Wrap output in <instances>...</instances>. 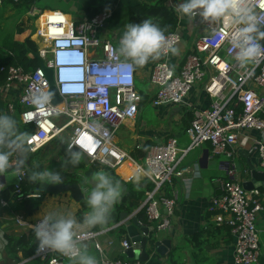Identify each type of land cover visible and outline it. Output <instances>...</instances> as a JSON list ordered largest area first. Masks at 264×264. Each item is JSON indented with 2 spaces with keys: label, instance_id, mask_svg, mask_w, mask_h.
I'll list each match as a JSON object with an SVG mask.
<instances>
[{
  "label": "built area",
  "instance_id": "1",
  "mask_svg": "<svg viewBox=\"0 0 264 264\" xmlns=\"http://www.w3.org/2000/svg\"><path fill=\"white\" fill-rule=\"evenodd\" d=\"M9 1L18 3V0H0V7ZM248 3L264 29V0H248ZM27 16L40 19L35 30L29 32L30 40L36 42L39 57L51 71V80L46 78L42 68L24 72L12 66L2 67L0 73L6 78L0 86V94L4 96L16 86L21 88L20 120L33 129L24 141L31 155L57 139H65L66 151L80 152L91 165L117 172L126 164L127 172H133L132 179L134 174L140 175L152 185L135 215L143 212L146 223L167 234L172 229L179 198L173 184L190 173V169L182 165L190 152L209 145L212 156L233 160L239 140L246 135L264 172V60L240 68L220 23L203 21L197 14L192 23L200 33L190 53L175 64L170 62L172 53L163 54L149 75L153 108L172 105L190 109L192 118L185 131L189 146L181 150L177 139L172 137L164 144H155L145 158L137 160L117 147L113 140L121 127L137 119L141 103L136 69L128 74L120 67L123 59L106 36L105 27L113 13H101L91 21H73L62 13L33 7ZM165 36L176 48L181 42L177 32ZM51 87L59 104L54 109L35 108L32 96L40 91L49 92ZM196 88L208 100L207 105L187 103ZM69 145L73 146L70 151ZM11 160L12 167L17 165L16 157ZM27 170L24 167L16 172L13 196L17 202L41 198L38 194L22 193L21 183L26 179ZM229 176V180L220 183V195L214 199L211 210L215 212L217 225L227 218L232 229L236 239L234 264H259L263 252L257 219L264 212V196L258 190L245 191L234 179V172ZM167 187L171 188L169 196ZM1 204L8 205L5 201ZM40 220L30 223L16 218L15 222L21 228L33 230V225ZM76 234L82 244L95 240L98 235L91 229L76 231ZM94 247L99 254L98 264H143L109 260L100 243L95 242ZM121 249H128L125 241ZM35 257L40 264L69 262L67 257L47 250L37 252L36 249Z\"/></svg>",
  "mask_w": 264,
  "mask_h": 264
},
{
  "label": "crops",
  "instance_id": "2",
  "mask_svg": "<svg viewBox=\"0 0 264 264\" xmlns=\"http://www.w3.org/2000/svg\"><path fill=\"white\" fill-rule=\"evenodd\" d=\"M86 1H93L103 6L107 12L114 13L113 20L105 27V32L107 38L113 42L117 49L124 27L127 25L126 15L123 9L124 5L132 3L153 5L157 3L158 0H57L54 4L46 1L47 5H51L54 9L52 11L41 10L35 6L34 8L40 11L59 13H62L61 9L69 13L74 10L84 19L83 6ZM183 2L184 0H166V4H168L171 9H176V7ZM2 8L4 7L0 9ZM8 9L9 7H7V10ZM10 11L13 12L9 9L7 15L14 19V13ZM28 12L25 14L22 13L18 20L14 21L17 23L16 28L22 27L28 32H33L36 26L40 24V19L27 16ZM173 12L178 18L176 32L181 37V42L177 47L178 52L170 56V62L175 64L182 61V59L190 53L191 46L195 38L199 36L200 30L194 28L192 20L188 17H181L174 10ZM63 15L70 17L68 14ZM30 19H34V21L31 22ZM14 40L18 42L24 41V39H21L18 35H14ZM34 43L36 44V42ZM158 60H150L145 66L136 68L137 84L140 82L144 83L142 85H147V89L145 88L143 90L147 98H144L143 101H141L143 104L139 105L137 119L121 127L116 134V137L120 141L126 143L128 148L122 146V149L118 145L116 146L129 154L133 152L135 146L142 148L145 143L148 142L153 145L164 144L172 137L177 139L178 147L181 150L189 146V139L185 131L188 128L187 125L189 120L192 118L190 109L185 106L166 105L157 109L151 106L153 95L148 88V79L153 65ZM21 94L22 90L17 86L4 96L0 94V114H7L17 121V136H22L24 143V137L27 135V127L24 126L20 120L22 106L20 105L19 98ZM207 101L206 97L200 94L199 90L196 88L193 90L187 103L194 105L198 102V104L203 106L204 104L207 105ZM9 106L12 107L11 110ZM146 108L150 109L153 119H143L141 117L142 111ZM248 137L249 136L245 135L239 140L236 147L237 153L233 160H228L222 156H212L211 147L209 145H204L200 150L190 152L184 157L182 165L183 167H188L190 173L186 174L182 181H174L173 188H175V191H177L179 195L175 217L172 220V229L169 234L162 233L161 235L163 238H165V235L172 238L174 250L166 257H159L156 256L154 252H151L149 253L148 262L143 264H234L233 255L236 239L231 232L232 229L226 221L227 218H225L223 224L217 225L215 212H212L211 209L214 199L220 195V183L230 179V172H234V179L242 184L244 181L249 180V165L255 170L261 171L258 157L253 153ZM66 145L67 141L65 139H57L44 149L32 155V163L41 167L39 171L36 172H43L46 169L49 170V166H51L50 163L52 162L55 164L61 163L59 158L60 154L66 157L68 155L70 156V153L66 151ZM41 152H44V154ZM40 153L43 156L40 157L41 159H37V161L34 162L33 157ZM204 153H207L208 159L200 165L198 159H200ZM20 154V152H14L12 157H16L18 160V157L21 156ZM82 164V160L80 165H72L70 162L67 163L65 167L62 168V171L58 172L62 177V181L71 182L79 179L74 176V169H76V167H79L77 169L84 168V164ZM105 173L117 177V179L121 181L118 184L122 183L125 186L128 184L137 185L144 190L146 189L145 185L151 186L145 190V192L152 189L151 183L144 180L140 175L134 174V178L128 182V179L133 174L131 171L127 172V170H124L121 172H114L108 170ZM15 179L16 172L13 171L12 168L0 176V185H2V188H0V240L7 241L6 245L0 248V264H40L35 257V250L38 247V242L35 241L33 230L17 226L15 222L16 218H22L32 223L49 214H56L57 216L63 215L75 218L81 225L76 231H83L93 227L83 223L86 214L82 215L81 213L84 207L88 212L87 202L84 204L74 203L68 195L53 197L44 194L39 199H28L31 201L30 204L37 206V209L31 214L18 208V205L24 203L26 200L17 202L13 194L9 195L8 201L4 200V196H7L5 192L15 185ZM36 181L41 182L40 180ZM113 181L115 182L114 178ZM30 187L32 191L27 189V193H38L35 191L34 187ZM260 189H264V186ZM166 194L167 196L171 194V188H166ZM122 200L123 198L120 204H122ZM2 201H6L8 205L3 207L1 204ZM116 205L118 206L119 204L116 203L113 210ZM121 211L127 213L128 219L136 218L140 225L147 228L153 227L146 222L142 223L135 215L136 211L132 213H128L125 209ZM143 219L145 220L144 214ZM119 224L120 222L118 219L116 224L108 228L99 225L94 226V231L98 234L96 239L83 244L87 246L89 254L94 255L98 259L99 254L94 247L95 242H97L100 243L103 252L109 260L135 261L129 260L124 254L125 251L121 249V243L125 241V232L123 227L119 226ZM257 227L260 231V246L264 254V212L257 219ZM66 264H71V262L69 261Z\"/></svg>",
  "mask_w": 264,
  "mask_h": 264
},
{
  "label": "clouds",
  "instance_id": "3",
  "mask_svg": "<svg viewBox=\"0 0 264 264\" xmlns=\"http://www.w3.org/2000/svg\"><path fill=\"white\" fill-rule=\"evenodd\" d=\"M175 11L190 20L198 14L203 21L220 23L234 51L233 59L240 68L264 60V44L261 43L264 41V29L260 27L248 0H184ZM115 52L123 58L120 67L131 74L137 67L145 66L150 60H158L163 54H176L178 49L165 36V30L150 17L140 24L125 25ZM54 98V93L40 91L32 96L31 103L40 110H48L50 107L54 109ZM72 147L69 145V151ZM28 151L30 149L23 143V137L17 136V121L7 114H0V176L13 166L11 157L14 152ZM80 159V152L71 153L69 162L75 165ZM29 179L53 184L62 182L58 173L47 169L34 172ZM92 182L94 188L87 200L88 212L83 223L103 227L108 224L111 210L119 201L121 189L103 171L97 172ZM78 227L81 225L71 216L49 214L43 217L33 225L35 241L38 242L37 252L47 250L58 253L67 257L71 264H98L97 258L89 254L87 246L77 239ZM6 243L0 240V248Z\"/></svg>",
  "mask_w": 264,
  "mask_h": 264
},
{
  "label": "trees",
  "instance_id": "4",
  "mask_svg": "<svg viewBox=\"0 0 264 264\" xmlns=\"http://www.w3.org/2000/svg\"><path fill=\"white\" fill-rule=\"evenodd\" d=\"M34 6L40 8L41 10H46V11L54 10L51 5H47L46 0H18V3L16 4H14L12 1H9L8 3L4 4L2 7L4 8L9 7L14 13L13 20H18L19 16L22 13L24 14L27 13ZM123 9L126 15L127 24L128 23L140 24L145 19L151 17L153 18L154 23H157L161 29L165 30V35H169L177 31L178 18L176 14L171 9H169L168 4H166V0H158L157 3L153 5H148L144 3H132V4L124 5ZM61 12L63 14L70 15V13L64 9H61ZM104 12H107L106 9L103 6L94 3L93 1H86V3H84L83 18L88 21H91L94 17ZM111 20H113V17ZM11 27L12 26H10L8 30H3V32H7V31L8 32L7 35L3 36L2 39L0 40V69L2 67L12 66L15 68H20L24 72H33L41 68V63L45 65L43 60L39 57L38 47L33 41L30 40L31 33L26 31L22 27L19 28L14 27V30ZM14 35H18V37H20L21 39L23 38L24 41L22 42L15 41ZM261 43L264 44V41H261ZM5 78L6 76L0 73V86L4 84ZM136 86L139 91L141 101H143L144 98H147L146 94L139 87L137 83ZM140 104H143V102ZM190 121L191 119L189 120L187 127L189 126ZM32 131L33 129L31 127H27V135L30 134ZM153 146L154 145L150 142L145 143V145L142 148H138V146H135L131 155L135 159H139V158L143 159L146 157L148 151ZM20 155L22 162L25 163L26 167L28 168L26 172V179L21 183L22 193L25 195L34 194V192L32 193L26 192L27 189L32 191V188L28 185V179L31 177V175L34 172L39 171L41 167L38 165H34L32 163V159H31L32 155L29 152L21 153ZM91 166L95 173L102 170L104 172L108 171V169L103 168L99 165H91ZM77 168L79 167H76V169ZM110 176H112V179L113 178L115 179V182L117 183L121 182L117 179V177L113 175ZM131 179L132 176L128 180ZM145 186H146L145 190L151 187L147 185ZM126 187L128 194H126L123 197L122 204L118 206L116 205L115 209L111 211L109 222L107 225L104 226L105 228H108L118 222L119 214L122 212L121 210L125 209L128 213H132L142 205L144 201L145 190L141 189L140 186L137 185H126ZM258 191L262 196H264V189H259ZM13 192H14V186L10 187L5 192L7 196L6 197L4 196V200L8 201L9 195L13 194ZM35 194L42 196L45 193L38 192ZM30 203L31 201L26 200L24 203L18 205V208L26 211L28 214H31L37 209V206ZM86 212L87 210L84 207L81 214L84 215L86 214ZM136 216L142 223L146 222L143 219L142 212L138 213Z\"/></svg>",
  "mask_w": 264,
  "mask_h": 264
},
{
  "label": "water",
  "instance_id": "5",
  "mask_svg": "<svg viewBox=\"0 0 264 264\" xmlns=\"http://www.w3.org/2000/svg\"><path fill=\"white\" fill-rule=\"evenodd\" d=\"M41 68L46 78L51 80V71L46 69L41 63ZM54 93L53 104L56 106L59 104V100L55 95L54 89L51 87L50 91ZM28 138V135L24 137V141ZM71 152V153H75ZM70 153V155H71ZM208 159L207 153L198 159V163L202 165ZM82 163L84 168L75 169L74 174L79 177L78 181L64 182L59 184L41 182H33L28 179V184L34 187L36 192L45 193L53 197L60 195H68L69 198L77 204H84L90 197L91 191L94 188L93 177L94 172L88 159L81 155ZM25 163L22 162L21 156L18 157V163L12 170L15 172L20 171L25 167ZM250 171L249 180L242 183V188L245 191L258 190L264 186V172L255 170L252 166H248ZM121 196L117 202L120 205L121 199L128 194L127 187L120 183ZM114 208V207H113ZM113 210V209H112ZM111 210V211H112ZM119 226L123 227L125 232V242L128 245V249L124 252L129 260L139 261L146 263L149 260V253L154 252L156 256L166 257L174 250L173 240L170 236L163 238L161 232L155 230L154 227L147 228L138 223L136 218L128 219L126 212L122 211L119 214ZM94 231L95 227L90 228ZM259 264H264V254L261 256Z\"/></svg>",
  "mask_w": 264,
  "mask_h": 264
},
{
  "label": "rangeland",
  "instance_id": "6",
  "mask_svg": "<svg viewBox=\"0 0 264 264\" xmlns=\"http://www.w3.org/2000/svg\"><path fill=\"white\" fill-rule=\"evenodd\" d=\"M46 1L48 3H53V4L57 2V0H46ZM9 9L8 10H7V8L0 9V40L2 39L3 36L7 35V32H8V31L7 32H3V30H8L10 26H12L11 28L13 30H14V27H17V23H14V20L12 19V17L7 15V12L9 11ZM11 13H13V12H11ZM69 16L72 18L73 21H75V20H81L82 19V17H80L78 15V13L76 11H74V10L71 11V13H70ZM30 21L33 22L34 19H30ZM45 45L47 47V44L46 43H45ZM142 84H144V83H140L139 82L138 83L139 87L142 90H144L145 88L147 89V85H142ZM148 88H149V85H148ZM141 117L143 119H146V118L153 119V117L151 116V113H150V109L149 108H146L145 110L142 111ZM113 140H114L115 144L118 145L120 148H122V146L128 148V145L126 143L120 141L116 137V135H115V137H114ZM41 153L44 154V152H41ZM41 153L40 154H37L36 156L33 157V161L34 162L37 161V159H41L40 157L43 156ZM59 158L61 160V163H59V164H55L53 162L50 163L51 166H49V171L58 173L59 171H62V168L65 167V165L67 163H69V161H70V156L69 155L66 157L65 155L60 154L59 155ZM80 164H81V159H80L79 163L78 164H75V165H80ZM95 174H94V176H95ZM74 176L75 177H78L76 174H74ZM78 180L79 179H77L75 181H78ZM128 185H130V184H128Z\"/></svg>",
  "mask_w": 264,
  "mask_h": 264
},
{
  "label": "bare ground",
  "instance_id": "7",
  "mask_svg": "<svg viewBox=\"0 0 264 264\" xmlns=\"http://www.w3.org/2000/svg\"><path fill=\"white\" fill-rule=\"evenodd\" d=\"M114 137H115V136H114ZM113 139H114V138H113ZM126 166H127V165L125 164V165L121 168V170H118L117 172H121V171L127 170V169H126ZM131 172H132V171H131Z\"/></svg>",
  "mask_w": 264,
  "mask_h": 264
}]
</instances>
